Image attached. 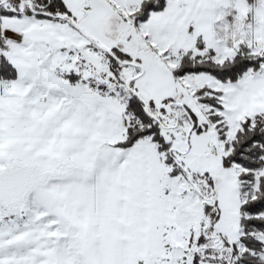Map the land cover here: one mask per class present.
Segmentation results:
<instances>
[{
    "label": "snow or ice",
    "instance_id": "1",
    "mask_svg": "<svg viewBox=\"0 0 264 264\" xmlns=\"http://www.w3.org/2000/svg\"><path fill=\"white\" fill-rule=\"evenodd\" d=\"M0 264H264V0H0Z\"/></svg>",
    "mask_w": 264,
    "mask_h": 264
}]
</instances>
